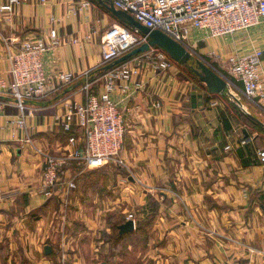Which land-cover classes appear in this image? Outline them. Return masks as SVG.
Here are the masks:
<instances>
[{
    "label": "crops",
    "instance_id": "obj_1",
    "mask_svg": "<svg viewBox=\"0 0 264 264\" xmlns=\"http://www.w3.org/2000/svg\"><path fill=\"white\" fill-rule=\"evenodd\" d=\"M70 8L69 0H20L13 14L0 11V77L7 85L10 50L25 39H48L53 28L61 38L44 56L53 78L47 94L26 102L27 127L12 125L19 110L8 87H0V264H86L111 250L105 236L131 219L129 213L135 230L147 229L145 257L156 264H264V164L258 157L264 148V97L247 96L234 79L224 92H210L192 63L195 78L179 75L176 65L150 69L144 53L128 60L142 65L140 72L129 80V93L112 94L126 114V166L82 171L72 160L55 195L41 193L43 158L24 140L30 136L55 153L74 147L57 118L69 103L85 100L79 75L98 67L104 31L120 22L92 0L88 7ZM189 43L229 76L231 55L264 50V18L224 36L195 29ZM60 71L79 77L61 84ZM259 71L264 84V53ZM105 74L94 79L98 91ZM72 178L75 188L68 186ZM134 231V238L143 232ZM87 241L93 242L88 251Z\"/></svg>",
    "mask_w": 264,
    "mask_h": 264
},
{
    "label": "built area",
    "instance_id": "obj_2",
    "mask_svg": "<svg viewBox=\"0 0 264 264\" xmlns=\"http://www.w3.org/2000/svg\"><path fill=\"white\" fill-rule=\"evenodd\" d=\"M71 11L91 5V0H69ZM117 9L133 15L151 29H159L182 43L193 52L189 43L193 30H203L210 36H224L245 30L261 23L264 18V0H112ZM20 0H8L0 6L1 12L13 14ZM148 40V36L136 27L113 23L103 34L102 60L98 67L84 70L82 90L86 93L83 102H71L65 113L57 118L63 130L70 134L72 149L55 153L33 144L30 136L25 142L31 144L43 158L40 190L47 197L55 195L56 186L64 168L72 160H78L82 171L107 164L126 166L121 152L126 133V114L120 110L112 94L116 89L129 93L134 73L142 65H130L125 61L108 70L103 87L94 91L93 70L104 66ZM78 42L77 39L74 40ZM61 44L57 29H51L48 39H25L9 51L11 81L7 85L0 77V87L7 86L19 110L11 121L13 126L25 128L27 101L42 98L52 77L46 72L44 56ZM154 56L150 57L149 54ZM264 50L255 48L245 54H234L228 58V84L234 79L242 83L247 96L264 97V84L259 71ZM147 63L155 71L174 68L175 60L161 47L153 46L147 52ZM71 71L57 74L61 84H69L79 77ZM5 103L0 102V106ZM157 106L160 102H156ZM259 160L264 164V148L258 150ZM70 188L76 187L74 178L68 180ZM128 218H134L129 213Z\"/></svg>",
    "mask_w": 264,
    "mask_h": 264
},
{
    "label": "water",
    "instance_id": "obj_3",
    "mask_svg": "<svg viewBox=\"0 0 264 264\" xmlns=\"http://www.w3.org/2000/svg\"><path fill=\"white\" fill-rule=\"evenodd\" d=\"M104 3L105 6L110 10V12L116 16L121 22L131 27L138 28L141 32L148 36V40L141 45L133 48L124 55L114 59L113 61L102 66L103 70H110L115 66L127 61L128 59L136 56L137 54L145 53L151 49L153 46H159L164 49L174 60L181 64H186L192 56V52L189 51L182 43L176 41L163 31L159 29H151L148 26L139 22L130 13L117 9L112 0L105 2L104 0H99ZM194 72L199 76V78L206 83L210 92L221 93L228 87V81L223 75L217 72L205 59L197 58L195 60V65H193ZM119 233L133 232L135 230V221L133 219H128L125 222L119 224ZM46 253L51 252V246H45Z\"/></svg>",
    "mask_w": 264,
    "mask_h": 264
},
{
    "label": "rangeland",
    "instance_id": "obj_4",
    "mask_svg": "<svg viewBox=\"0 0 264 264\" xmlns=\"http://www.w3.org/2000/svg\"><path fill=\"white\" fill-rule=\"evenodd\" d=\"M122 24V22H119ZM126 25V24H123ZM194 51L192 52L191 59L186 63V64H180L175 60V65L179 68L178 74L183 76V77H194V72L191 70L189 64L195 65V60L199 57L201 59H205L202 56H198L197 53L195 52L194 47L192 48ZM150 57H153L154 54L151 53L149 54ZM149 56H143L142 60H146V62L149 59ZM96 84V83H95ZM94 91H98L97 87L94 85ZM118 232L116 229H113L111 233L107 234L105 237L108 239L111 244L110 248L111 250L108 251V253L104 254L102 256V253L99 254L98 257H94L93 259H89L86 264H156L154 260L148 259L145 257L146 249H147V242H143L141 240L142 237H140V242L136 241L137 243L135 244L136 246H133L132 248L128 247V245H121L116 243V236ZM98 242H94V245H96ZM93 242L92 241H87L84 244V250L88 251L90 247H92ZM98 245V244H97ZM102 252V251H101Z\"/></svg>",
    "mask_w": 264,
    "mask_h": 264
},
{
    "label": "trees",
    "instance_id": "obj_5",
    "mask_svg": "<svg viewBox=\"0 0 264 264\" xmlns=\"http://www.w3.org/2000/svg\"><path fill=\"white\" fill-rule=\"evenodd\" d=\"M93 2H95V3H97V4H99V5H101V4H104V3H102V2H100L99 0H92ZM105 2H108L109 0H104ZM101 3V4H100ZM104 6H105V4H104ZM110 12V11H109ZM111 13V12H110ZM122 24H124L123 22H122ZM127 26H129V25H127ZM137 55H139V54H137ZM136 55V56H137ZM134 57V56H133ZM132 57V58H133ZM131 59V58H130ZM130 59H128V60H130ZM127 60V61H128ZM120 65V64H119ZM118 66V65H117ZM116 67V66H115ZM102 68V66L101 67H99V68H97V69H95V70H93V72H92V79H95L97 76H99V75H101L103 72H107L106 70H103V69H101ZM117 231H118V234H117V236H116V240H123V242L125 243L127 240H129L130 242H132V243H134V244H136L137 242L136 241H139L140 242V237H142L141 238V240L143 241V242H145L146 240H147V229H144V230H142V227H140V226H138L137 227V230H135L134 232H141V231H143L142 233H141V236L139 237V238H134V237H131V233H133V232H127V233H123V234H120L119 233V227H118V229H117ZM130 236V237H129Z\"/></svg>",
    "mask_w": 264,
    "mask_h": 264
}]
</instances>
